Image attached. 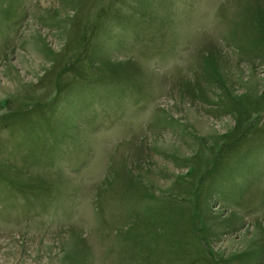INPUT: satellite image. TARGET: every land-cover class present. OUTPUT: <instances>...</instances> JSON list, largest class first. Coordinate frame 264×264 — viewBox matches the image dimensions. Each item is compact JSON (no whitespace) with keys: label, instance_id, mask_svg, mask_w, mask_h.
Here are the masks:
<instances>
[{"label":"rangeland","instance_id":"rangeland-1","mask_svg":"<svg viewBox=\"0 0 264 264\" xmlns=\"http://www.w3.org/2000/svg\"><path fill=\"white\" fill-rule=\"evenodd\" d=\"M0 264H264V0H0Z\"/></svg>","mask_w":264,"mask_h":264}]
</instances>
